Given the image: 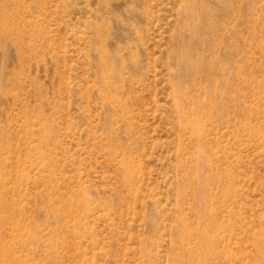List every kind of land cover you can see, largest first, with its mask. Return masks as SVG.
Returning a JSON list of instances; mask_svg holds the SVG:
<instances>
[{
  "label": "rangeland",
  "instance_id": "1",
  "mask_svg": "<svg viewBox=\"0 0 264 264\" xmlns=\"http://www.w3.org/2000/svg\"><path fill=\"white\" fill-rule=\"evenodd\" d=\"M0 264H264V0H0Z\"/></svg>",
  "mask_w": 264,
  "mask_h": 264
},
{
  "label": "bare ground",
  "instance_id": "2",
  "mask_svg": "<svg viewBox=\"0 0 264 264\" xmlns=\"http://www.w3.org/2000/svg\"><path fill=\"white\" fill-rule=\"evenodd\" d=\"M236 2H237V0H236ZM239 2H240V1H239ZM239 2H238V3H239ZM238 3H237V4H238ZM239 4H240V3H239ZM230 5H231V3H230ZM232 5H233V4H232ZM235 5H236V4H235ZM233 6H234V5H233ZM236 6H237V5H236ZM239 6H240V5H239ZM226 8H227V7H226ZM237 8H238V7H237ZM237 8H236V9H237ZM239 8L242 9L241 6H240ZM234 9H235V8H234ZM228 10H229V11H228V16H229V17L233 16V14H234L236 11H240V9H238V10H236L234 13H232L231 9L228 8ZM233 11H234V10H233ZM241 11H242V10H241ZM242 12H243V11H242ZM242 12H240V15H241V16H243V15H242V14H243ZM234 16H235V15H234ZM236 16H237V14H236ZM244 16H245V15H244ZM244 16H243V17H244ZM243 17H241V19H242ZM235 18H236V17H235ZM232 19H233V18H232ZM237 19L239 20V16H238ZM241 19H240V20H241ZM232 21H233V20H232ZM244 21H245V17H244V20H243L242 22H244ZM230 22H231V21H230ZM233 22H234V21H233ZM235 22H236V21H235ZM240 22H241V21H240ZM242 22H241V23H242ZM228 23H229V21L227 22V24H228ZM231 24H232V23H231ZM238 24H239V23H238ZM225 25H226V24H225ZM225 25H223V27H224ZM233 25H234V23H233ZM236 25H237V24H236ZM241 25H242V24H240V26H241ZM231 26H232V25H231ZM231 26H230V24H229V27H231ZM223 27H221V28H223ZM227 27H228V26H226L225 28H227ZM229 27H228V28H229ZM233 27H235V26H233ZM228 28H227V29H228ZM240 28H241V27H240ZM244 28H245V26H244ZM232 29H233V28L231 27V30H232ZM234 29H236V27H235ZM237 29H238V26H237ZM7 30H8V29H7ZM224 30H225V29H224ZM224 30L222 29L223 32H225ZM228 30H230V29H228ZM228 30H226V32H227ZM231 30H230V31H231ZM242 30H243V29H242ZM222 31H221V32H222ZM238 31H239V30H238ZM242 32H244V30H243ZM229 33H230V32H229ZM229 33H228V34H229ZM232 33H234V31H233ZM240 33H241V32H240ZM240 33H239V34H240ZM219 34H220V33H219ZM221 34H222V33H221ZM239 34H238V35H239ZM241 34H242V33H241ZM243 34H244V33H243ZM220 36H221V35H220ZM231 36H232V34H231ZM231 36H230V37H231ZM233 36H235V35H233ZM221 37H222V36H221ZM228 37H229V36H228ZM228 37L225 36V39H226V38L228 39ZM230 37H229V38H230ZM236 37H238V36H236ZM236 37H235V38H236ZM231 38H232V37H231ZM238 38H239V37H238ZM238 38H237L236 40H238ZM223 39H224V38H223ZM225 39H224V40H225ZM241 39H242V38H241ZM243 39H244V37H243ZM243 39H242V40H243ZM224 40H223V41H224ZM242 40H241V41H242ZM220 41H222V40H220ZM225 41H227V40H225ZM229 41H230V39H229ZM241 41H240V43H241ZM237 43H238V42H237ZM240 43H238V44H240ZM228 44H229V43H228ZM238 44H236V45H238ZM230 45H231V44H230ZM242 45H243V44H242ZM233 46H234V45H233ZM238 47H239V45L237 46V48H238ZM241 47H242V46H241ZM235 48H236V46H235ZM233 49H234V48H233ZM239 49H240V47H239ZM241 49H242V48H241ZM241 49H240V50H241ZM234 50H235V49H234ZM240 50H239V51H240ZM242 50H244V49H242ZM239 51H238V49H237V51H236L238 55L240 54ZM234 52H235V51H234ZM236 52H235V53H236ZM238 52H239V53H238ZM242 52H243V51H242ZM241 54H242V53H241ZM243 54H244V53H243ZM234 57H235V56H234ZM239 57H240V56H238V58H239ZM241 57L243 58V56H241ZM234 60H235V59H234ZM237 60H238V59H237ZM237 60H236V61H237ZM238 61H239V60H238ZM240 61L242 62L243 60H240ZM241 62H239V64H240ZM191 64H192V63H191ZM239 64H238V65H239ZM193 65H194V64H193ZM193 65H192V66H193ZM241 65H242V64H241ZM241 65H239V67H238V71H237V73H236L237 75H235V76H236V79H237V82L239 81L240 84L244 81L243 68H242ZM196 67H197V66H196ZM197 68L200 69L199 67H197ZM232 69H233V68H232ZM233 70H234V69H233ZM198 71H199V70H198ZM202 71H203V70H202ZM203 72H204V71H203ZM198 73H200V72H198ZM226 73H227V72H226ZM199 75H200V74H199ZM228 76H229V75H228ZM231 77H232V76H231ZM227 80H228V79H227ZM232 80H233V79H232ZM241 81H242V82H241ZM239 82L237 83L238 85H240ZM226 84H227V83H226ZM226 86H227V85H226ZM212 87H213V86H212ZM215 87H216V86H215ZM221 87H222V86H221ZM224 87H225V86H224ZM240 88H241V87H240ZM214 89H215V88H214ZM219 89H220V88H219ZM211 90H213V89H211ZM216 91H217V90H216ZM216 91L214 90V92H216ZM236 91H237V90H236ZM214 92L212 91L211 94H213ZM223 92H224V91H223ZM227 92L229 93V92H231V91H227ZM232 92H235V91H232ZM219 93H220V92H219ZM219 93L217 94V92H216L215 94H213L214 96L212 95L215 99L212 98V102L210 103L211 105H208V102H209V100H211V99H206V102L203 100V102L207 103V107H208V106H209V107H210V106H213V104H212L213 101L215 100L214 102H216V100L219 99ZM237 93H238V92H237ZM232 94L234 95V93H232ZM235 94H236V93H235ZM221 95H222V91H221ZM227 95H228V94H227ZM228 96H229V95H228ZM222 97H223V95H222ZM226 97H227V96H226ZM230 97H231V94H230ZM235 97H238V96L235 95ZM182 98H184V97H182ZM207 98H208V97H207ZM233 98H234V97H233ZM225 99H226V98H225ZM225 99L223 100V102H225ZM235 99H236V98H235ZM238 99H239V98H238ZM185 100H186V99H185ZM220 100L222 101V98H220ZM227 100H228V99H227ZM230 100H231V99H230ZM232 100H233V99H232ZM236 100H237V99H236ZM218 101H219V100H218ZM238 101H240V100H238ZM203 102H201V103H203ZM227 102H228V101H227ZM182 103H183V102H182ZM201 103H200V104H201ZM228 103H229V102H228ZM215 104H216V103H214V105H215ZM237 104L240 105L239 102H238ZM222 105H223V103H222ZM201 106H203V104H202ZM223 106H224V105H223ZM203 107H204V106H203ZM209 107H208V108H209ZM216 107H217V106H216ZM239 107H240V106H239ZM201 108H202V107H201ZM208 108H207V110H208ZM212 108H213V107H212ZM214 108H215V107H214ZM204 109H206V108H204ZM217 109H218V108H217ZM210 110H211V108H210ZM210 110H209V111H210ZM212 110H213V109H212ZM214 110H215V109H214ZM222 110H223V109H222ZM216 111H217V110H216ZM217 112H219V109H218ZM217 112H216V114H218ZM209 113L212 114V115H210V116H213V115H214L213 113H211V111H210ZM214 113H215V112H214ZM207 114H208V113H207ZM216 114H215V115H216ZM197 116H198V115H197ZM210 116L207 117V118L209 119ZM216 116H217V115H216ZM222 116H224V114H222ZM198 117H199V116H198ZM213 117H214V116H213ZM193 118L196 119L197 117L194 115ZM217 118H218V117H217ZM195 119H194V120H195ZM221 119H222V118H221ZM195 121H198V118H197V120H195ZM200 157H201V156H200ZM200 157H199V158H200ZM1 173H2V172H1Z\"/></svg>",
  "mask_w": 264,
  "mask_h": 264
}]
</instances>
